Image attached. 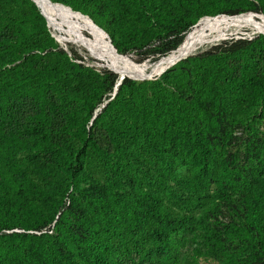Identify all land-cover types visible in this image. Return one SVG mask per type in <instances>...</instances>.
<instances>
[{
  "label": "trees",
  "instance_id": "16d2710c",
  "mask_svg": "<svg viewBox=\"0 0 264 264\" xmlns=\"http://www.w3.org/2000/svg\"><path fill=\"white\" fill-rule=\"evenodd\" d=\"M50 1L86 15L132 64L172 54L219 18L194 27L202 16L264 21L244 13L264 14V0ZM167 36L158 52L144 48ZM251 36L198 47L154 79L124 76L112 94L118 74L74 61L32 0H0V264H175L196 226L169 205L208 185L215 201H235L219 228L202 224L208 249L264 264L253 125L264 119V36ZM238 110L255 114L240 165L221 149Z\"/></svg>",
  "mask_w": 264,
  "mask_h": 264
},
{
  "label": "rangeland",
  "instance_id": "374dc122",
  "mask_svg": "<svg viewBox=\"0 0 264 264\" xmlns=\"http://www.w3.org/2000/svg\"><path fill=\"white\" fill-rule=\"evenodd\" d=\"M55 6L59 7V5H55ZM204 6L206 8H209V4H206ZM64 9L66 11V15L69 18L74 19V20L77 19L81 25L86 26L85 24L88 18L83 17L81 15H76L74 13H71L67 8H64ZM257 14L264 15L263 13H257ZM226 17L230 18L229 16H221V18H226ZM218 19H220V17ZM262 20H264V17H262ZM208 27L209 26L207 25L206 29L204 30L202 29V30L205 31L208 29ZM47 30L49 34L51 32L59 40L58 41L56 38L52 36L53 39L57 42L58 46L62 48L65 52H67L71 57H73L72 53L69 52L68 50L71 49L73 52H75L77 57L73 58L74 61L76 62L80 61L84 65L93 67L98 70H104L100 68L99 66H105V65L112 68L111 67L112 65L110 62H107L106 60L98 59L97 57L93 56L90 53V47L98 45L100 43V42L96 43L97 35L93 30L88 29V28L77 30V29H69L66 26H61L59 31H57L56 29H52L50 24L47 27ZM193 32L195 31L193 30L191 32V34L189 35V38H191V36L195 34L200 33V32L199 33H193ZM257 34L264 36V34L250 30L248 28H245V26L231 25L228 28H226L223 34L216 40L223 39L227 37L228 35H233L235 37L244 35L245 37L250 38L252 37L251 35H257ZM166 38H168V36L162 37L161 39L154 38V40H152L144 48L148 47L149 50H151V53L154 54L158 52L159 50H161L163 46L167 44ZM92 40H95V41H92ZM126 54H128L131 61L138 58L135 55V51L128 52ZM157 76L154 75L153 77L149 78V80L154 79ZM138 80H144V78L138 79ZM238 111L240 113L238 112L235 115V118L237 119L234 122L230 120H226L223 122L222 126L225 127V134L222 136L223 143L221 146V149H223L224 151L223 153L228 157V159H232L234 161V164L236 165H240L241 160H242L241 151L243 148L244 141L247 137V131L245 129V124L246 122H248V120L252 119L255 116L253 112H247V114H244L240 110ZM259 121H255L253 125L256 128L258 127L257 131L260 132L258 137L264 142V119H261ZM89 123H90V120H89ZM91 172L95 173V170H91ZM212 187H213L212 185H208L207 188H205L202 195L190 197L189 202L183 205L182 207L181 206L178 207L176 205H173V206L169 205V208L172 214L177 215V216H180V215L189 216L192 218L196 226V229L192 233H186L183 239L180 240L181 241L180 246L177 247L178 259L175 264H244L242 263L244 259L242 254H240L239 256H233V255H221L220 256L219 253L214 252L211 248L208 249L209 246L207 245V241L205 240L204 238L205 236L203 235L204 227H202L203 226L202 224H206L211 227L217 226L219 228V226L227 222L228 217L231 216V213H232L231 206H232V203H235V201L232 202L230 198L227 199L230 205L225 201H221V200L215 201L212 196V191H211ZM16 231H21V230L16 229ZM204 254L206 255V259H207L205 262L203 261ZM253 264H258V263L256 262Z\"/></svg>",
  "mask_w": 264,
  "mask_h": 264
},
{
  "label": "bare ground",
  "instance_id": "6f19581e",
  "mask_svg": "<svg viewBox=\"0 0 264 264\" xmlns=\"http://www.w3.org/2000/svg\"><path fill=\"white\" fill-rule=\"evenodd\" d=\"M38 8L41 10V12L44 14L46 21L48 23V26L50 24L52 29H56L59 31L61 26H66L69 29H91L93 30L97 37L100 40V43L98 45L90 47V53L97 57L98 59L106 60L107 62L111 63V67L114 69V71L119 75L128 76L131 78H148L153 77L155 74L160 73V71L163 70V68L172 62L173 60L179 58V57H185L195 50H197L198 47H201L203 45L209 44L213 41H215L217 38H219L224 30L228 28L231 25H241L245 26V28H248L250 30L256 31V32H262L264 34V21H257L253 19H245V18H222V19H215L213 22L211 21H205L203 22L202 29H206V26L208 25V29L205 31H201L199 34H195L191 36L185 43L178 46L177 49L172 54L165 56L162 59H157L152 62H142L141 64H132L130 62H127L124 60V57L120 55L117 51L113 50L112 47L109 45V42L107 41V36L105 35V31H101L95 23H93L92 20H90L87 16L77 12L73 11L70 8H67L68 6H65L63 4L52 2L48 0V3L46 0H33ZM59 5L62 7L67 8L71 13H74L76 15H81L83 17L88 18L86 21V26L81 25L78 20H74L69 18L66 15V11L64 8L57 7L55 5ZM64 9V10H63ZM247 14L255 15V17L258 19L259 17H264L261 14H254L252 12H244ZM75 15V16H76ZM226 15V14H222ZM238 15V14H236ZM218 16H202L198 19V21L194 24V27L202 20L203 17H210V18H216L220 17ZM231 17L232 15H228ZM77 17V16H76ZM253 20V21H252ZM244 28V27H243ZM234 32V31H233ZM191 34V33H190ZM57 35V34H56ZM55 37V36H54ZM57 39V38H56ZM58 40V39H57ZM59 41V40H58ZM130 59V58H129ZM106 67L110 68L106 65ZM147 76V77H146Z\"/></svg>",
  "mask_w": 264,
  "mask_h": 264
},
{
  "label": "water",
  "instance_id": "95a60500",
  "mask_svg": "<svg viewBox=\"0 0 264 264\" xmlns=\"http://www.w3.org/2000/svg\"><path fill=\"white\" fill-rule=\"evenodd\" d=\"M33 1V0H32ZM34 2V1H33ZM34 4L37 6V4L34 2ZM38 7V6H37ZM67 8H69V7H67ZM39 9V8H38ZM39 12L42 14V16L44 17V19H45V25L48 27V23H47V21H46V18H45V16H44V14L41 12V10L39 9ZM253 13V12H252ZM254 14H257V13H254ZM262 15V14H261ZM264 16V15H263ZM94 23V22H93ZM101 31L103 30L101 27H99V26H97ZM104 31V30H103ZM105 33V35L107 36V41L109 42V45L112 47V49L113 50H115L116 51V49H115V47L112 45V43L110 42V39H109V37H108V35H107V33L106 32H104ZM259 33H262V32H259ZM50 34H51V36H53L54 37V35L50 32ZM263 34V33H262ZM54 38H56V37H54ZM126 56L128 55V54H125ZM186 57V56H185ZM185 57H179V58H177V59H175V60H173L172 62H170L169 64H167L164 68H163V70L165 69V68H167L168 66H170L172 63H174L175 61H177L178 59H183V58H185ZM106 70H109V71H112V72H115L113 69H106ZM162 70V71H163ZM162 71H160V73L162 72ZM116 73V72H115ZM160 73H158V74H155L156 76L157 75H159ZM122 77H124L123 75H117V77H116V81H115V85H114V87H113V90H112V94H114V92H115V90H116V86H117V84L119 83V81L122 79ZM125 77H127V78H130V79H133V80H138V79H143V78H131V77H128V76H125ZM149 78H151V77H148V78H144V79H149ZM111 94V95H112ZM103 105V103L102 104H100V106H99V108L101 107ZM94 117H95V114H94V116L91 118V120H93L94 119ZM90 120V121H91Z\"/></svg>",
  "mask_w": 264,
  "mask_h": 264
}]
</instances>
